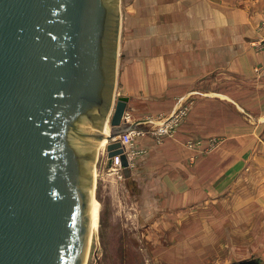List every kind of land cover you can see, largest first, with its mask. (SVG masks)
<instances>
[{"label":"water","instance_id":"1","mask_svg":"<svg viewBox=\"0 0 264 264\" xmlns=\"http://www.w3.org/2000/svg\"><path fill=\"white\" fill-rule=\"evenodd\" d=\"M118 1L0 0V264H84L101 141L131 174Z\"/></svg>","mask_w":264,"mask_h":264},{"label":"crops","instance_id":"2","mask_svg":"<svg viewBox=\"0 0 264 264\" xmlns=\"http://www.w3.org/2000/svg\"><path fill=\"white\" fill-rule=\"evenodd\" d=\"M117 7L115 96L128 97L125 125L145 130L135 141L146 152L133 156L131 172L147 171L179 205L234 199L236 211L264 208V0ZM182 105L187 114L174 132L147 131ZM190 138L201 145L188 147Z\"/></svg>","mask_w":264,"mask_h":264},{"label":"rangeland","instance_id":"3","mask_svg":"<svg viewBox=\"0 0 264 264\" xmlns=\"http://www.w3.org/2000/svg\"><path fill=\"white\" fill-rule=\"evenodd\" d=\"M155 127L146 129L153 134ZM130 128L137 131L136 139L145 134ZM95 156L91 165L99 219L84 264H221L251 253L264 257L260 205L238 211L234 199L226 200V206L217 199L195 207L179 205L176 192L157 190L147 171H130L127 177L123 170L106 167L104 141Z\"/></svg>","mask_w":264,"mask_h":264},{"label":"built area","instance_id":"4","mask_svg":"<svg viewBox=\"0 0 264 264\" xmlns=\"http://www.w3.org/2000/svg\"><path fill=\"white\" fill-rule=\"evenodd\" d=\"M188 107V105H182L177 110H175L168 118H166L162 123L156 125V127L153 129V133L156 135V137L160 138V136L171 134L172 132H174L182 122L183 118L186 116ZM136 133L137 131H135L134 129L128 128L119 135L123 151L126 153L130 165L133 156L146 152V148L144 146L136 144ZM216 142L217 140L215 138H210L208 141L210 147L215 145ZM186 144L188 147L197 148L201 145V139H189ZM111 168L114 170H123L121 166L120 154L112 155Z\"/></svg>","mask_w":264,"mask_h":264},{"label":"bare ground","instance_id":"5","mask_svg":"<svg viewBox=\"0 0 264 264\" xmlns=\"http://www.w3.org/2000/svg\"><path fill=\"white\" fill-rule=\"evenodd\" d=\"M106 130H107V128H106ZM103 141L105 143V140H103ZM101 143H102V141H101ZM101 143H100V145H101ZM99 204H100L99 200L97 198H95V196H92V201H91L90 209H89V240H90V236L97 229L98 219H99V208H100Z\"/></svg>","mask_w":264,"mask_h":264}]
</instances>
